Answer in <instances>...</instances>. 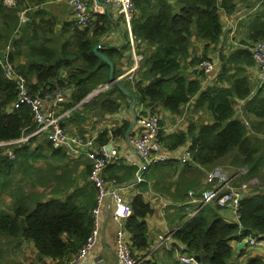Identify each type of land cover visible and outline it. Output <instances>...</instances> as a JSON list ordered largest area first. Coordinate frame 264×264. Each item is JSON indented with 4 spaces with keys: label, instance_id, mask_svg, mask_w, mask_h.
I'll return each mask as SVG.
<instances>
[{
    "label": "trees",
    "instance_id": "obj_1",
    "mask_svg": "<svg viewBox=\"0 0 264 264\" xmlns=\"http://www.w3.org/2000/svg\"><path fill=\"white\" fill-rule=\"evenodd\" d=\"M14 1V5L7 6L0 0V48L8 46V58L14 61V69L29 81L31 93L44 96L61 90L64 95L68 93L65 95L67 106H71L83 100L98 84L108 82L107 63L92 51L96 44L101 45L100 50L113 63L114 77L120 74L115 65L128 44L124 42L119 46L106 38L107 30L114 25L108 15H96L92 23L83 28L76 26L74 19L73 26L69 21H60L58 26L56 17L46 9L37 6L28 9L22 5L29 0ZM236 1L135 0L136 11L131 26L135 37L145 44L139 68H143L140 75L147 83L136 80L132 88L120 81L126 90L112 84L88 101L107 115L117 111L121 104V98H114L112 92L129 98L127 103L134 99V103L143 104V111L145 108L152 111L161 105L179 112L182 104L193 99L194 110L207 111L211 122L195 128L190 124L187 131L162 136L164 146L175 149L190 140L192 158L201 166L213 167L223 157L230 156V165L247 168L245 179L254 176L261 179L260 188L241 200L240 235L237 234V223L223 219L214 206H204L186 222L171 229L172 237L184 245L183 251L197 255L199 264H235L244 248L237 249L235 260L228 262L234 254L232 239L250 231L259 239L264 238V90L260 85L255 91L251 87L246 69L254 62L247 47L223 53L218 45L223 31L219 10L232 13ZM22 10L27 16L23 22L19 14ZM250 15L255 23L247 37L264 41V11ZM191 38L202 42L199 59L192 54ZM216 47L215 55L220 64L215 82L202 89L200 79L188 76L186 69L196 64L200 66L204 60L212 61L207 58L208 53ZM21 57L23 61H20ZM3 73L0 63V141H8L29 134L35 125L26 104L12 108L17 95L16 83ZM236 100L243 102V115L251 114L259 119L252 124L254 133H249L246 122L236 116ZM72 113L76 115L74 119H82L79 111ZM129 125V121H123L113 130L114 136L117 133L123 135ZM259 132L263 134L259 135ZM33 138L35 136L29 140ZM98 139V144L106 142L105 131ZM21 144L14 146L15 152L19 150L23 154L19 162L14 161L15 156L0 154V192L9 189L7 193L11 200L8 209H0V241L4 238L9 240L8 244L17 245L23 239L32 241L38 257L49 256L61 261L69 255L61 262L67 264L91 232V209L97 190L92 184L77 185L72 171L66 164H61V160L67 158L61 148L52 147L47 140L33 150ZM43 146L44 153H40ZM39 158L47 160L44 167L33 165ZM58 168L60 173H56ZM85 171L88 173L89 163L85 165ZM125 172L122 176H109L123 184L134 177L136 167L126 166ZM12 173H21L20 182L26 178L27 181L13 185ZM26 185L30 186L29 190L25 189ZM179 198L184 200V196ZM130 204L132 213L126 220V228L133 250L142 255L148 251L145 217L153 209L140 194L135 195ZM174 212L179 219L186 215L185 212ZM145 248L144 253L138 252ZM3 257L4 248L0 243V264H13L1 261ZM147 263L150 264L149 261L144 264ZM245 264H264V260L257 255L248 256Z\"/></svg>",
    "mask_w": 264,
    "mask_h": 264
},
{
    "label": "built area",
    "instance_id": "obj_2",
    "mask_svg": "<svg viewBox=\"0 0 264 264\" xmlns=\"http://www.w3.org/2000/svg\"><path fill=\"white\" fill-rule=\"evenodd\" d=\"M169 2L173 0H168ZM78 27H86L91 24L98 14L108 15L113 26L116 27L122 39L119 44L127 43L128 50L134 60V66L127 72L137 68L138 62L142 58L141 50L144 42L135 37L131 21L136 11L135 0H65ZM106 38H108L106 36ZM251 53V57L257 67L258 85L264 87V41L255 40L246 45ZM139 51V52H138ZM218 53V52H217ZM0 63L4 68L3 75L13 79L16 83V100L13 105L18 107L20 103L28 106L31 119L35 124V129L16 140L25 142L29 136L43 133L53 147L61 148L69 160H76L80 156H85L90 164L88 180L96 188L95 204L91 209L92 229L83 245L67 264H77L84 258L95 245L103 220V201L109 196L112 201L111 215L116 222L114 252L116 264H143L147 255H138L131 246V240L126 228V220L132 213L130 201L123 193L124 186L115 177L107 176L106 168L109 164L124 159L129 165L136 166V179H141L143 168L148 164L168 159V155L163 150L162 134L164 125L158 114L153 112H143V105L136 111V127L128 135L129 142L133 145L137 160H133L128 154L121 155L112 147L108 148L106 143L98 144L96 137L87 133H71L65 126L64 121L69 117L72 108L60 109L63 101L66 100L61 90L52 91L44 96L31 93L27 87L26 77L14 69V64L8 58V46L0 48ZM213 62L204 60L200 68L208 72L213 69ZM125 73L116 78L121 79ZM111 83L98 84L93 94L106 90ZM5 143H0V145ZM108 145H110L108 143ZM192 142L188 140L180 155L177 157L183 164H196L191 155ZM10 156H13L8 151ZM246 168V167H240ZM247 172V168L245 174ZM251 181H239L236 175H227L219 166H214L205 175V184L200 188L197 195L193 191L189 194L193 198V206L188 210L187 216L191 217L206 205L229 208L238 230H241L239 207L243 197L254 192ZM170 235V234H169ZM168 235H159L156 248L160 247ZM250 247L264 248L262 240L254 232L250 231L242 237ZM182 263L198 264L193 255H179ZM264 260V259H263Z\"/></svg>",
    "mask_w": 264,
    "mask_h": 264
},
{
    "label": "crops",
    "instance_id": "obj_3",
    "mask_svg": "<svg viewBox=\"0 0 264 264\" xmlns=\"http://www.w3.org/2000/svg\"><path fill=\"white\" fill-rule=\"evenodd\" d=\"M247 1L248 0H243V1L237 0L236 8L230 14H225L223 11L219 10L220 19L223 25V31L220 41L218 42V45L226 48V52L223 51V53H227L229 51L234 50L237 47H241L242 44L241 42H239L238 37H240L241 39H245L244 41H248L250 39V37L247 38V36L254 28L255 21L252 20V17H250L251 16L250 13L252 12L246 7ZM4 3L7 6H11L15 4V1L4 0ZM226 24L227 26H225ZM226 27L229 31H225ZM107 37L111 40L112 43L118 45H119L118 42L122 39L121 34L118 33L116 27L114 26H111L109 28ZM191 39L193 44L191 46V50H192V54L194 55L193 49H197L198 51H200L202 48V42H200L197 39L195 40L194 38ZM214 59H217L218 65L214 63ZM20 61H23L22 57L20 58ZM12 62L15 65L13 60ZM212 62L214 68L207 72L209 78L214 77V81L211 84L215 82V78L217 74V72L214 71H218L219 69L220 60L218 56L215 55V57L212 59ZM137 65H138L137 68H134L131 71L127 72L131 67L134 66V60L131 56L130 51L128 50V47L124 48L122 50V55L117 59V63L115 65V67L120 70L119 75L125 73L124 76H122L121 80L119 81H124L132 88H133V82L136 80L141 79L142 84L147 83V81L142 79V76L140 75L143 68H139L140 66L139 62ZM246 73L250 81L255 80L254 78L255 77L257 78V73H258L257 67L255 65L248 67L246 69ZM192 77H198V76H192ZM32 80H34V78ZM211 84H208L206 86H209ZM206 86L201 85L202 89L205 88ZM123 88L127 89L126 87ZM65 95L68 96V93L65 92ZM112 96L116 99L121 98L120 108L117 111L106 115L102 113L100 110H98L97 106L94 103L92 104V108L84 107L83 110L79 109V103H75V107L78 106V108L75 109L74 111H79L82 119L81 120L74 119L76 115H72L73 114L72 113L69 117L65 119L64 126L71 133H87L92 136H95L96 142H98L97 140H99L98 138L100 133L102 131H105V138H106L105 143L107 144V146L108 143H110L111 144L110 147L115 149L121 155L128 154L133 160H137V155L135 153L133 145L128 140V135L133 131V128L136 127V124H134L130 129L126 130L123 135L117 133L114 136L113 134V130L121 126L123 121L127 120L130 122V124L132 123L134 115L131 111L129 103H127L129 101V98L123 97L122 95H119L117 92H112ZM67 100L68 99H66V101ZM239 102H242V100H239ZM13 103L14 102H12L11 104L12 108L14 107ZM183 105L185 104H182L180 108ZM140 106L141 104L134 103L132 105V108L133 110H136L138 107L140 108ZM195 111L198 113H202V111L205 110L198 109ZM160 112H161L160 113L161 122L164 125V132L162 134L163 137H165L169 133H173L177 131H187V128L191 124V123L184 124V128H181L180 130L171 129L170 125L168 124L169 118L166 117L167 114L166 109L165 110L161 109ZM241 113H242V109H241ZM208 122H211V119L204 120L199 124H195L193 125V128L198 127L202 123H208ZM39 135L40 134L36 135L35 138H33L32 140H29V142L25 144V146L28 147V149L33 150L34 148H36L38 144L44 142L46 138L41 140L36 139L39 137ZM162 143H163V150L168 155V160L161 161L159 163H154L155 165H157V167L152 171L149 170L153 164L146 165L145 167H143V165L141 164L140 166L141 168H143L144 171L142 172L144 174L142 180L138 181V179H135L134 176L129 180L126 179L125 181H123V186H124L123 193L130 202L132 201L135 195L140 194L147 202L150 203L153 209L152 213L145 217L147 223V242H148V251L146 252L148 258L146 260L149 261L150 264H160L159 260H161L162 264H165L163 259L167 257L168 264H183L182 262L179 261V255L184 254L183 251L184 245L179 241H176L172 236L171 237L168 236L167 239L164 240L162 246L156 248V245L159 241L158 237L159 235H169L168 233L173 227L181 225V224H177L180 219H179V215L176 214V212L174 211H176L177 206L182 205V207H184V212L186 213L188 209H190L193 206V204L195 205V203H193L194 202L193 198L192 196H190L189 192L193 191L197 195L200 188L205 184V175L206 172L209 171L210 167L206 168L205 166H201V164L198 163L193 165L182 164L177 157L180 155L184 145L182 144L176 147L175 149H169L166 146H164V140H162ZM80 159L81 161L78 163L77 166L78 171L81 169L84 170V163L88 162V160L85 157H80ZM126 166L135 168V166L129 165L126 160L121 159L109 164L106 168V174L108 175L115 174L117 176L125 175L124 173H126L125 172ZM72 168H75V166ZM56 173H60L59 168L56 169ZM75 173L76 171L72 170L71 173L72 177L74 176ZM83 176L84 179L86 180L87 173L85 172V170ZM81 179L82 178L80 176L78 180H79V185L82 186V184L84 183ZM178 182L184 185L183 188L180 187ZM144 185L149 187V190L146 189ZM176 187H179V190L176 191L175 190ZM179 196H184V200L180 201L179 199L181 198H179ZM9 201H10V197L6 198V203H8ZM172 205H174V207H172ZM112 206L113 204L110 197L106 196L103 201L104 217L102 220V225L100 228L98 239L95 245L93 246V248L89 251V253L84 258L80 259L77 264H116V258L114 254L116 222L114 221L111 215ZM218 212L223 219L227 221H235L233 217V213L229 208H222L221 210H218ZM186 221H187V216L186 217L184 216L183 223ZM26 241L27 240L25 239L21 240L19 244L20 247L23 248L24 243ZM28 242L32 246V249L35 253V257L32 258L30 262L29 261L24 262V264H61L62 261H64L67 257H69L68 255L64 257L61 261H59L58 259H53L49 256L38 257L36 254L37 250L33 245V242L32 241H28ZM230 242L231 245L233 246L234 253L236 254L238 241L234 238ZM244 247H245L243 249L244 253L241 254L237 260L241 261L243 258H247L248 256H254L256 254L259 255L260 259L264 258V248L258 249L257 247L255 248H248L246 246ZM145 251L146 248L138 252L144 253ZM232 261L233 259L230 258L228 262H232Z\"/></svg>",
    "mask_w": 264,
    "mask_h": 264
},
{
    "label": "rangeland",
    "instance_id": "obj_4",
    "mask_svg": "<svg viewBox=\"0 0 264 264\" xmlns=\"http://www.w3.org/2000/svg\"><path fill=\"white\" fill-rule=\"evenodd\" d=\"M8 1H12V0H8ZM246 4H247L246 7L251 12H255V11H258V10L264 11V0L261 1V2H258L257 0H248L246 2ZM22 5L26 6L28 9L35 8L36 6L37 7H41L43 9H46L52 15H54V17H56V19L58 20V22H57L58 26H59V22L60 21H69L70 23H72L73 17L71 15L70 9L67 6L65 0H29V1H24ZM19 14H20V20L22 22L25 19H27V16L25 14V10H22ZM73 25L74 24L72 23L70 26H73ZM225 26H227V24ZM107 31H109V29ZM110 31H112V30H110ZM225 31H229L227 29V27H226ZM102 36L103 35H101V37ZM238 40H239V42H242L245 39H241L240 37H238ZM252 40L253 39H249L246 43H250ZM217 48L218 47H216L214 49V51H210L208 53V57L207 58L213 59L215 57V50ZM220 49L222 51L226 52V48L225 47H220ZM193 52H194V55L196 56V58H198V59L202 56V49L200 51H198L197 49H193ZM207 58H205V59H207ZM214 63L218 65L217 59H214ZM197 65L198 64H196L195 66H192V67L190 66V67H188L186 69V72L188 73V76H190V77L198 76L200 78V80H201V85L202 86H206L208 84H211L214 81V77H210L209 78V75L206 73V71L202 70L200 68V66H197ZM214 72H217V71H214ZM252 86H253V91H255L256 86H258V84L256 82V79L251 81V87ZM27 87L29 88V81H28ZM92 92H93V90H92ZM262 93L264 94V91ZM90 98L91 97L86 98L84 100V102L81 101L79 103V109L83 110L84 107L92 108V104L93 103L92 102H88L90 100ZM67 103H68V100L67 101H63L62 104H61L60 109H64L66 107H68V108L71 107L72 108L71 113H70V115H71L72 112L75 109L78 108V106L75 107V104H73L71 106H67L68 105ZM192 103H193V99L190 100L189 102L185 103V105H183L180 108L179 112H172V111L166 109V113H167L166 117L169 118L168 124L170 125L171 129L180 130L181 128H184V124L191 123V125H195V124H199L200 122H202L204 120H210L211 119L210 114L208 112H206V111H202V113L196 112L194 110L193 106H192ZM242 103L243 102H239V101L236 100V104H235L236 116L241 118L244 122H246V125H247L249 133H254V128H252V124L253 123L255 124L259 119L255 118L251 114L250 115H243L241 113ZM161 109H164V108H162L161 105H158L150 112L156 113V114H158L160 116ZM98 110H99V108H98ZM148 110H150V109L146 108V111H148ZM207 115H208V117H207ZM160 118H161V116H160ZM262 134H263L262 132H259V135H262ZM250 136H252V135H250ZM36 139L37 140H41V139H45V137L40 134L39 137L36 138ZM15 145H17V143H11V144L0 146V154L1 155H7V150L10 149L14 153V156H15L14 161L19 162L21 160L23 154L19 150H16V152H15V149H14ZM20 145H22V144H20ZM44 147L45 146L41 147V152L40 153H44V149H42ZM29 150H31V149H29ZM229 160H230V156L223 157L222 161L219 164H217L216 166L221 167V169L227 175H236V177H237V179L239 181H251L252 187H256L257 189L260 188L261 179L259 181V179L257 177H255V176L251 177L249 179H245L244 174H245L246 168H238V167H235L233 165L231 166L230 163H229ZM80 161H81L80 158H78L75 162L68 161V159L66 158V159H62L61 160V164L62 165L66 164V167L69 168L71 171L72 170L76 171V173L73 176V178L76 179L77 185H79L78 178H80V176L82 178L81 180L84 183V184H82V186L83 185H90V182L88 181V179L85 180L84 176H83L84 170H85V165L87 163H89V162H85L84 163V170L81 169V170L78 171L77 166H78V163ZM159 162H161V161H159ZM37 163H40V164H37ZM46 163H47L46 159L39 158L36 162L33 163V165H36V166L40 165L39 167H44L46 165ZM74 166H75V168H72ZM156 167H157V165L153 164L150 167L149 171L154 170ZM211 168L212 167H210V169ZM143 176H144V174H142V177ZM10 177L12 178V184L13 185L23 184V183H25V181H27V178H26V179H24L23 181L20 182V179L22 177L21 173H12L10 175ZM144 187H146V189L149 190V187H147L146 185H144ZM25 189L29 190L30 186L26 185ZM8 191H9V189L8 190H4L3 192H0V209H4V210L8 209L10 207V205H11V200L8 203H6V198H9L8 193H7ZM176 210L179 211L178 213H184V207H180V208L176 207ZM182 223H183V219L180 218V220L178 221L177 224H182ZM8 241H9L8 239H4V238H2L1 241H0V243L2 244V246L4 248V257H3V259H1V261H4V262H10L11 261V262H13V264H24V262H27V261L30 262L31 259L35 257V253H34V251L32 249V246H31V244L28 241H26L24 243L23 248L20 247V245H17V244H14V243L8 244L7 243ZM261 242L263 244L264 240H262ZM256 255L258 256V254H256ZM234 257H236L235 253L231 257L233 259V261L235 260ZM237 259H238V257H237ZM163 260H164L165 264H168V258L167 257L164 258ZM235 261H236L235 264H238V263L239 264H245L246 258H243L241 261H239V260H235ZM159 263L162 264L161 260H159Z\"/></svg>",
    "mask_w": 264,
    "mask_h": 264
},
{
    "label": "clouds",
    "instance_id": "obj_5",
    "mask_svg": "<svg viewBox=\"0 0 264 264\" xmlns=\"http://www.w3.org/2000/svg\"><path fill=\"white\" fill-rule=\"evenodd\" d=\"M171 2L173 3V2H175V0H173V1H171ZM108 32H109V31H107V34H108ZM106 36H107V35H106ZM257 40H261V39H257ZM253 41H255V40H252L251 42H253ZM246 42H247V41H246ZM246 42L241 43V44H242L241 46H245V47H246V45L249 44V43H246ZM110 43H112V42H110ZM113 44H114V43H113ZM121 45H122V44H119V46H121ZM144 46H145V44H143V48H144ZM141 54H142V53H141ZM252 60H253V58H252ZM139 62H140V61H139ZM253 62H254V61H253ZM254 65H255V63L253 64V66H254ZM213 68H214V67H213ZM202 70H203V69H202ZM206 73H207V72H206ZM116 77H117V76H116ZM254 79H256V82H257V84H258V80H257V78L255 77ZM117 80L119 81V80H121V79H117ZM108 82H109V81H108ZM119 82H120V81H119ZM106 83H107V82H106ZM100 84H101V83H100ZM111 85H112V84H111ZM111 85H110V86H111ZM110 86H109V87H110ZM96 87H97V86H96ZM109 87H108V88H109ZM260 87H262V86H260ZM262 88L264 89V87H262ZM95 89H96V88L93 89V92H94ZM103 91H104V90H103ZM91 92H92V91H91ZM93 92H92V95L89 96V97H92V96H94V95L97 94V93H96V94H93ZM100 92H101V91H100ZM98 93H99V92H98ZM86 98H88V97L86 96V97H85L83 100H81V101L84 102V100H85ZM81 101H80V102H81ZM80 102H78V103H80ZM142 105H143V104H142ZM66 108H68V107H66ZM143 108H144V106H143ZM64 109H65V108H64ZM143 110H144V109H143ZM136 111H137V109L135 110V116H136V114H137ZM143 112H150V111L148 110V111H143ZM135 119H136V117H135ZM134 124H135V123H134ZM34 125H35V124H34ZM34 129H35V128H34ZM34 129H33V130H34ZM33 130H32V131H33ZM32 131H31V132H32ZM31 132H30V133H31ZM40 134H43V133H40ZM36 135H38V134H36ZM36 135H31V136H29V137H32V136L34 137V136H36ZM43 135H44V134H43ZM24 136H25V135H24ZM162 136H163V135H162ZM21 137H23V136H21ZM21 137H20V138H21ZM29 137H28V139H27L25 142H16V140L20 139V138H18V139H14V140L0 141V143H5V144H2V145H7V144H11V143H18V144L24 143V144H27V143L29 142ZM44 137L46 138L45 135H44ZM46 140H47V138H46ZM47 141H48V140H47ZM48 142H49V141H48ZM49 143H50V142H49ZM50 144H51V143H50ZM109 144H110V143H109ZM2 145H0V146H2ZM183 145H184V144H183ZM51 146H52V145H51ZM110 146H111V144L108 145V148H110ZM52 147H53V146H52ZM8 151H10V152L12 153L13 156H10V154L8 153ZM64 153H65V152H64ZM7 155H8L9 157H14V153H13L12 150H10V149L7 150ZM65 155H66V154H65ZM66 157H67V156H66ZM80 157H85V156H80ZM80 157H79V158H80ZM85 158H86V157H85ZM67 159H68V158H67ZM86 159H87V158H86ZM76 160H77V159H76ZM76 160H69V159H68V161H71V162H74V161H76ZM87 160H88V159H87ZM167 160H168V159H167ZM165 161H166V160H165ZM88 162H89V161H88ZM155 163H158V162H155ZM152 164H154V163H152ZM182 164H183V163H182ZM148 165H149V164H148ZM185 165H186V164H185ZM135 167H136V166H135ZM89 168H90V164H89ZM239 168H240V167H239ZM142 172H144V171L142 170ZM86 173H87V172H86ZM88 173H89V171H88ZM88 173H87V179H88ZM142 174H143V173H141V179L138 180V181H141V180H142ZM244 175H245V174H244ZM107 176H109V175L107 174ZM134 176H136V175H134ZM110 177H114V176H110ZM115 178H116V177H115ZM88 181H89V180H88ZM89 182H90V181H89ZM118 182H119V181H118ZM119 183H120V182H119ZM90 184H92V183L90 182ZM120 184L123 185L122 183H120ZM92 185H93V184H92ZM253 188L255 189L253 193H255V191L257 190V188H256V187H253ZM253 193H251V194H253ZM197 194H198V193H197ZM195 195H196V193H195ZM179 206H181V205H179ZM206 206H208V205H206ZM211 206H212V205H211ZM214 207H216L218 210H221V209H222V208L217 207V206H214ZM188 210H189V209H188ZM187 212H188V211H187ZM187 212H186L185 217L187 216ZM188 218H190V217L187 216V219H188ZM182 219H183V218H182ZM232 222H235V221H232ZM235 223H236V222H235ZM179 226H180V225H179ZM172 231H173V230H170V231H169L168 234H170V235H168V236H170V237L172 236V235H171ZM241 233H242L241 230H238V231H237V234H238V235H240ZM244 234H247V233H244ZM244 234H242L239 238H235V239L238 241V243H239L240 241H245L244 239H242V237L244 236ZM164 236H165V235H164ZM258 239H259V238H258ZM259 240H264V238H260ZM245 242H246V241H245ZM238 243H237V244H238ZM131 246H132V245H131ZM161 246H162V245H161ZM244 246H246V247H248V248H255V247H257V246H255V247H250L247 243H246ZM244 246H243V248H245ZM158 248H159V247H158ZM241 248H242V247H241ZM257 248H260V247H257ZM132 249H133V248H132ZM237 249H238V248H237ZM134 252L136 253V251H134ZM114 254H115V252H114ZM184 254H188V253L184 252ZM143 255H147V254L145 253V254H143ZM189 255H191V254H189ZM258 256H259V255H258ZM193 257H194V256H193ZM147 258H148V256H147ZM147 258H146V259H147ZM146 259L144 260L143 264L145 263V261H147ZM194 259H195V258H194ZM263 259H264V258H263ZM263 259H261V260H263ZM195 260L198 262L197 259H195ZM179 261H180V260H179ZM180 262H181V261H180ZM183 264H185V263H183ZM188 264H193V263H188ZM198 264H199V262H198Z\"/></svg>",
    "mask_w": 264,
    "mask_h": 264
},
{
    "label": "water",
    "instance_id": "obj_6",
    "mask_svg": "<svg viewBox=\"0 0 264 264\" xmlns=\"http://www.w3.org/2000/svg\"><path fill=\"white\" fill-rule=\"evenodd\" d=\"M100 48H102L101 47V45L100 44H96L93 48H92V51L94 52V54L96 55V56H98L101 60H103V61H105L106 63H107V65H108V67H109V70H108V79H109V83H111V84H115V85H117L119 88H121V89H123V90H126V89H124L122 86H121V84H120V82L117 80V78L116 77H114V75H113V69H114V66H113V63L108 59V57L100 50ZM92 95V92H90L88 95H87V97H89V96H91ZM133 103H134V99H132V101L129 103V106H130V108H131V111H132V113H133V115H134V117H133V120H132V123L130 124V126L128 127V129H130L133 125H134V123H135V112H134V110H133V108H132V105H133ZM127 129V130H128ZM135 179H136V176H135ZM246 244V242L245 241H240L238 244H237V248L238 249H240L242 246H244ZM194 258L195 259H197L198 258V256L196 255V256H194Z\"/></svg>",
    "mask_w": 264,
    "mask_h": 264
}]
</instances>
